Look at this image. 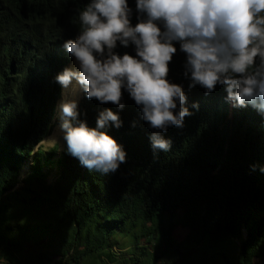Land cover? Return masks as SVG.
I'll return each mask as SVG.
<instances>
[{"label":"trees","instance_id":"obj_1","mask_svg":"<svg viewBox=\"0 0 264 264\" xmlns=\"http://www.w3.org/2000/svg\"><path fill=\"white\" fill-rule=\"evenodd\" d=\"M88 2L0 0V264H264V173L252 168L264 165V116L234 108L219 86L189 91L178 44L169 79L199 110L164 134L170 152L154 156L127 93L123 127L108 130L127 153L116 173L89 171L66 144L59 155L43 150L61 100L55 77L73 59L63 44L77 38V9ZM129 6L135 26V0ZM117 51L135 55L133 46ZM78 108L89 127L104 108L117 111L84 93ZM55 169L59 180L47 186ZM235 241L231 258L224 251Z\"/></svg>","mask_w":264,"mask_h":264},{"label":"clouds","instance_id":"obj_2","mask_svg":"<svg viewBox=\"0 0 264 264\" xmlns=\"http://www.w3.org/2000/svg\"><path fill=\"white\" fill-rule=\"evenodd\" d=\"M133 15L129 0H89L77 9L79 34L63 44L74 64L55 77L62 88L59 137L44 143L62 139L81 166L102 176L116 173L127 153L108 130L123 127L119 112L127 93L150 131L154 156L170 152L173 142L164 134L183 129L194 115L190 108L199 110L198 103L188 105L184 85L169 79L177 44L189 91L200 87L208 96L219 86L225 102L264 116V0H135V26ZM118 46H133L135 55H121ZM83 93L117 111L104 108L89 127L78 108ZM257 167L264 173V165Z\"/></svg>","mask_w":264,"mask_h":264},{"label":"rangeland","instance_id":"obj_3","mask_svg":"<svg viewBox=\"0 0 264 264\" xmlns=\"http://www.w3.org/2000/svg\"><path fill=\"white\" fill-rule=\"evenodd\" d=\"M73 64H74V61L71 63V65H69V67H72ZM78 99L80 100V94H79ZM54 125H55V127H54V130H53L52 134L50 136H48L46 139L51 138V137H54V136L59 137V132H58L59 120H58V117H57V113H56V116H55ZM41 146H42V148H43V150L45 152H47V151H49V149L57 146V148H58L57 149L58 150L57 154L59 155L63 151V149H64L65 142L62 139H60L59 142H58V144L49 145L47 143L42 142L41 143ZM29 163L32 164V158H30ZM28 172H29V170L27 169L26 171H24V173L22 174L21 177L22 178H25L27 176ZM58 180H59V175L57 173V170L55 169V170L52 171L51 175L46 179V184H47V186L55 185V182L58 181ZM22 186H23V183L21 182L20 185H19V188L22 187ZM185 233H186V230L183 229V228H181L180 226H178L175 229V231H174V236H175V238L177 240H181V239H183V236L185 235ZM52 235L53 234H51V236ZM48 240H49V237L46 236L39 243L40 244H45V243L48 242ZM141 244L144 245V241H142ZM238 245H239V242H236L235 241V246H232L231 251H230V249H226L224 252L227 255H229L231 258H234V257H236V253L238 252V249H239ZM221 246H223V245H221ZM27 248H28L29 251H32V252L39 251L38 244L33 243V242L28 243L27 244ZM116 252H118V251L116 250ZM215 264H224V263L220 259H218L217 260V263H215Z\"/></svg>","mask_w":264,"mask_h":264}]
</instances>
